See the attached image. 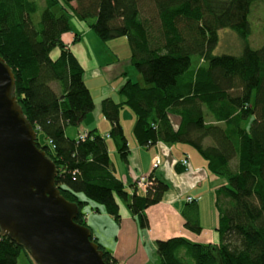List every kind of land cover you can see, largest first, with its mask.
<instances>
[{
	"label": "trees",
	"instance_id": "16d2710c",
	"mask_svg": "<svg viewBox=\"0 0 264 264\" xmlns=\"http://www.w3.org/2000/svg\"><path fill=\"white\" fill-rule=\"evenodd\" d=\"M45 3L41 11L33 0H0V56L15 74L13 95L25 118L47 138L45 144L37 139L38 146L57 166L61 195L77 204L76 222L90 229L89 201L120 221L121 202L146 229V210L162 202L170 189L157 172L160 156L149 175L134 181L132 193L118 178L109 145L113 141L121 160L128 162L132 151L120 119L127 107L135 115L133 134L140 147L191 145L209 171L226 180L215 193L221 243L158 240L157 264H264V14L259 11L256 18L255 13L264 0ZM72 15L87 22L104 43L125 38L131 65L145 84L128 77L119 90L122 102L105 98L102 112L111 129L103 135L90 131L84 141L66 135L69 125H81L95 109L85 69L63 39L74 32ZM222 30L237 35L239 52L229 47L233 54L217 53ZM55 48L60 49L57 59L51 55ZM183 168L188 171L189 165ZM142 178L146 187L139 185ZM187 202L184 225L200 234L198 205L188 197ZM91 239L107 264H118L93 234ZM22 253L33 260L22 245L0 234V264H18Z\"/></svg>",
	"mask_w": 264,
	"mask_h": 264
},
{
	"label": "water",
	"instance_id": "95a60500",
	"mask_svg": "<svg viewBox=\"0 0 264 264\" xmlns=\"http://www.w3.org/2000/svg\"><path fill=\"white\" fill-rule=\"evenodd\" d=\"M16 77L0 56V234L37 264H107L92 232L61 195L56 164L13 95Z\"/></svg>",
	"mask_w": 264,
	"mask_h": 264
},
{
	"label": "crops",
	"instance_id": "0c3cea01",
	"mask_svg": "<svg viewBox=\"0 0 264 264\" xmlns=\"http://www.w3.org/2000/svg\"><path fill=\"white\" fill-rule=\"evenodd\" d=\"M77 35L79 36L78 40H80L82 36ZM75 36L76 33L74 31L65 34L63 37L66 45L71 50L72 46L78 41H75ZM97 39L99 38L97 37ZM101 44L106 45L102 41ZM99 52L100 50H98ZM100 64L107 65L105 66L107 69L116 66V63L108 65L107 60L105 62L101 61ZM82 65L84 67L83 63ZM123 69L125 70V68ZM86 71L85 69V82L92 93L95 105L99 104L101 100L94 96V90L91 89L92 84H88V81L92 83V80L90 77H87ZM127 74V68L124 73L120 74L125 77V82L128 79ZM95 78L99 80L97 75ZM110 87L112 86L105 85L100 89L103 93L112 94ZM101 119L100 117L96 124L91 125L89 123V125H83L77 139L81 133H88L90 131H96L100 135L108 133L111 129V124L109 125L105 121H101ZM121 123L131 144L132 153L128 162L123 161V165L121 166V161L115 160V156L118 155L115 145H111L110 143L109 148L115 172L118 178L125 183L128 191L132 193L133 188L131 187L135 180L151 173L153 169L152 162L157 156H160L162 161V165L158 168L157 172L160 174V177H165L171 186L169 191L164 195L162 202L146 210L150 224L146 229L140 227L137 218L121 202L119 203L122 218L120 221H117L104 208L97 207L95 202L89 201V205L85 209L87 214L86 222L93 236L113 255L118 264H157L159 259L156 255V242L158 240H168L183 236L190 242L217 245L216 241L219 238V214L215 204V193L218 188L225 185L224 179L213 175L208 169L207 161L201 159L188 146L168 147L159 144L148 149L140 147L133 139L135 119H132V123L126 126L121 118ZM102 125L106 126L104 130L101 128ZM66 135L70 136L67 133ZM184 155H187L190 161L188 171L183 168L180 162L178 166H175L177 163L174 164L176 161L181 160ZM187 197H191L198 205L200 224L202 226L200 234L189 231L184 225L183 212H185L188 204ZM82 199L85 198L82 197ZM207 215H209L208 221L205 219ZM199 239L206 242H201Z\"/></svg>",
	"mask_w": 264,
	"mask_h": 264
},
{
	"label": "rangeland",
	"instance_id": "374dc122",
	"mask_svg": "<svg viewBox=\"0 0 264 264\" xmlns=\"http://www.w3.org/2000/svg\"><path fill=\"white\" fill-rule=\"evenodd\" d=\"M33 1H35L39 5L40 10L41 9L43 10L46 6L45 0H33ZM262 6H264V3L261 4V6H258L257 11L255 12L256 18L260 14L259 11L264 14V9L262 11L260 10V7H262ZM254 10H255V8H254ZM254 10L252 12V17H253ZM56 14H58V12H56ZM71 20H72L73 26L75 25L74 26L75 33L82 36V38L80 40H78L72 46V51L74 52V54L76 55L78 60H80L84 64V68L87 70L86 71L87 77H90L92 80V83H90L88 81V84L89 85L92 84L91 89L94 90V92H93L94 96H96L97 98H99V100H101L99 104L95 105V109L86 116V118L83 120L81 125H77V126L76 125H69L67 127L66 133L71 136V137L70 136H68V137L76 140L78 137V133L80 131H82L83 125H87V124L89 125V123H91V125L96 124L99 121L100 117L102 118L101 121H105V123H108L109 125L111 124V122L107 118H105V116L102 112V103L101 102L103 101V99H105L107 97H111L114 100H116L117 102H122L123 98L120 96L119 90L121 89V87L125 83V77H123L120 74L124 73L126 71V68L128 71L127 75L129 78L133 79V81H135V82L139 81L141 83V85H145V84H144V81L142 79V76H140L138 71L136 70V68L131 65V58H130L131 51H130V48L128 46V42L125 38H119L117 40H113V41H110L108 43H105L106 45H102L101 41L99 39H97L96 34L91 30V28L87 22L80 21L79 19H77L73 15L71 17ZM232 33H233V31H231V30H222L220 32L221 38H220V45H219L218 50H217L218 54H224V53L233 54V52L228 50L229 47L236 50L235 52H239L238 48H239V44L241 46V41L239 39H237L238 37L236 34H233V35H235V37H237V38H235L232 35ZM259 36H260V33L258 32V34H254L253 39L256 41V39ZM253 46L256 47V45H254V44H253ZM222 47L225 50H223ZM98 50H100L99 53H98ZM234 54H236V53H234ZM51 55H52L53 59H57L60 55V49L55 48L52 51ZM105 60H107L108 65H114V63H116V66H113L111 69H107V67H105L107 65L104 66V65L100 64L101 61L105 62ZM109 60H111V61H109ZM86 63H87V65H86ZM123 68H125V70ZM96 75H97V77H99V80H98V78H95ZM95 81H97V82H95ZM118 82H120V83H118ZM111 84H113V85H111ZM105 85L112 86V87H110L112 89V94H108L107 92H105V93L102 92V90L100 88L102 86H105ZM52 87L56 91L61 92L60 86L57 82H54L52 84ZM121 118H122V122L127 126V124L130 125V123H132V119H135V115L132 112V110H130L129 108L126 107L121 111L120 119ZM101 128L104 130L106 128V126L102 125ZM38 139L42 144H45L48 142L47 138L42 134H38ZM133 139H134L135 143H137L135 137ZM128 141L130 142L129 138H128ZM110 143H111V145H114L113 141H111ZM208 144H210V142H208ZM129 145H131V144L129 143ZM173 146L174 147L188 146L191 148V150L195 154L199 155V157L204 160V157L200 154V152H198L191 145L178 143V144H174ZM181 155H182V153H181ZM183 157H185V155ZM120 159L121 158L119 155L115 156V160H117L118 162L121 161L120 162L121 164L120 163L119 164L122 166L123 161ZM223 182H226V180H223ZM188 199H192V198L188 197ZM208 217H209V215H207V217L205 216L206 221H208ZM179 237H183V236H179ZM199 240L201 241V239H199ZM200 241H197V242H200ZM201 242H206V241L202 240ZM220 242H221V235L219 233V238L217 239L216 243L220 244ZM192 243H196V242H192ZM199 244H202V243H199ZM18 264H37V263L34 260L29 261L27 255L22 253L20 255V257L18 258Z\"/></svg>",
	"mask_w": 264,
	"mask_h": 264
},
{
	"label": "built area",
	"instance_id": "2783aa9c",
	"mask_svg": "<svg viewBox=\"0 0 264 264\" xmlns=\"http://www.w3.org/2000/svg\"><path fill=\"white\" fill-rule=\"evenodd\" d=\"M87 136H88L87 133H81L79 135L78 139L84 141V140L87 139ZM159 163H160V158L157 156L155 161H154V166H157ZM182 165L183 166H188L189 165L188 159L183 160L182 161ZM145 180H146V178H142L141 181H139V185L146 187ZM189 200H192V199H189Z\"/></svg>",
	"mask_w": 264,
	"mask_h": 264
},
{
	"label": "bare ground",
	"instance_id": "6f19581e",
	"mask_svg": "<svg viewBox=\"0 0 264 264\" xmlns=\"http://www.w3.org/2000/svg\"><path fill=\"white\" fill-rule=\"evenodd\" d=\"M155 159H156V158H154L153 163H154Z\"/></svg>",
	"mask_w": 264,
	"mask_h": 264
}]
</instances>
